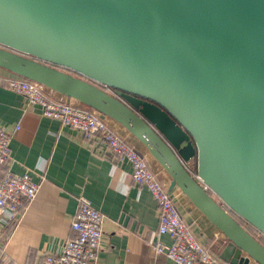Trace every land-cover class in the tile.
Wrapping results in <instances>:
<instances>
[{
  "label": "water",
  "instance_id": "1",
  "mask_svg": "<svg viewBox=\"0 0 264 264\" xmlns=\"http://www.w3.org/2000/svg\"><path fill=\"white\" fill-rule=\"evenodd\" d=\"M0 68L123 127L221 260L264 264L231 214L264 236V0H0Z\"/></svg>",
  "mask_w": 264,
  "mask_h": 264
},
{
  "label": "crops",
  "instance_id": "2",
  "mask_svg": "<svg viewBox=\"0 0 264 264\" xmlns=\"http://www.w3.org/2000/svg\"><path fill=\"white\" fill-rule=\"evenodd\" d=\"M11 76L0 68V127L13 135L11 161L0 165V182L10 169L18 174L30 172L40 188L33 201H26L11 231L9 213L0 209V264H40L46 254L60 253L66 241L76 236L71 222L82 196L105 216L101 249L93 264H173L165 255L154 253L158 205L150 191L133 180L131 164L107 152L104 145L87 140L78 129L45 116L41 106L27 108L23 96L8 87L6 79ZM73 104L83 108L76 101ZM115 124L120 135L142 149ZM161 174L169 184V177ZM172 194L198 241L218 256L221 232L180 189ZM160 238L170 243L168 236Z\"/></svg>",
  "mask_w": 264,
  "mask_h": 264
},
{
  "label": "built area",
  "instance_id": "3",
  "mask_svg": "<svg viewBox=\"0 0 264 264\" xmlns=\"http://www.w3.org/2000/svg\"><path fill=\"white\" fill-rule=\"evenodd\" d=\"M6 83L12 91L23 96L27 108L41 106L45 116L78 129L87 140L104 145L107 152L131 164L133 180L140 187H146L158 205L160 223L158 238L153 244L155 255H165L173 264H229L198 241L181 216L161 169L155 166L147 152L120 135L114 129L113 121L101 118L94 110L75 106L73 100L62 96L53 98L44 86L20 76L12 75ZM107 89L117 96L120 94ZM12 138L9 130L0 127V165H8L11 161ZM187 168L204 185L197 174L195 161L187 162ZM38 169L42 174L45 172L43 165ZM39 188L40 184L30 172L18 174L7 169L0 182V209L8 211L10 221H17L26 201H33ZM204 188L209 190L205 185ZM104 221L105 216L82 196L76 217L71 222L76 236L66 241L60 253L46 254L40 264H93L101 249ZM160 236H168L170 243L162 242Z\"/></svg>",
  "mask_w": 264,
  "mask_h": 264
},
{
  "label": "trees",
  "instance_id": "4",
  "mask_svg": "<svg viewBox=\"0 0 264 264\" xmlns=\"http://www.w3.org/2000/svg\"><path fill=\"white\" fill-rule=\"evenodd\" d=\"M231 214L251 233L253 234L255 237H257L260 242H262L264 244V238L263 237H259L257 232L255 231V229L250 226L248 223H246L243 219H241L239 216H237L236 214L232 213ZM15 222L16 221H11L10 225H9V230L8 231H11V229L13 228V226L15 225Z\"/></svg>",
  "mask_w": 264,
  "mask_h": 264
},
{
  "label": "rangeland",
  "instance_id": "5",
  "mask_svg": "<svg viewBox=\"0 0 264 264\" xmlns=\"http://www.w3.org/2000/svg\"><path fill=\"white\" fill-rule=\"evenodd\" d=\"M13 76H17V75H15V74H12ZM115 92H117V93H121L119 90H116V89H113ZM115 124V123H114ZM116 125V124H115ZM172 192L173 191H170V194L172 195ZM255 231L257 232V234H258V236L260 237H263L264 238V236L259 232V231H257L256 229H255Z\"/></svg>",
  "mask_w": 264,
  "mask_h": 264
},
{
  "label": "bare ground",
  "instance_id": "6",
  "mask_svg": "<svg viewBox=\"0 0 264 264\" xmlns=\"http://www.w3.org/2000/svg\"><path fill=\"white\" fill-rule=\"evenodd\" d=\"M166 173V172H165Z\"/></svg>",
  "mask_w": 264,
  "mask_h": 264
}]
</instances>
